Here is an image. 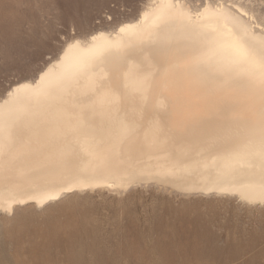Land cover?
<instances>
[{"label": "bare ground", "instance_id": "bare-ground-1", "mask_svg": "<svg viewBox=\"0 0 264 264\" xmlns=\"http://www.w3.org/2000/svg\"><path fill=\"white\" fill-rule=\"evenodd\" d=\"M261 2L147 0L136 17L65 38L57 53L63 56L79 40L71 58L91 61L92 70L66 98L62 112L25 100L11 106L21 119L12 151L0 158V221L85 193L123 195L147 185L180 195L230 196L245 205H264V164L237 162L228 155L242 142L250 119L247 82L211 70L167 77L162 72L165 53L195 52L205 33L222 23L211 9L234 5L233 15L246 24L240 14H258ZM160 16L165 17L162 22L156 20ZM121 28L126 31L121 33ZM19 80L35 87L38 77ZM0 106H5L2 95ZM195 108L211 112V123L194 129L187 117ZM68 123L75 134L67 148L60 146L65 155L45 161L46 141ZM77 179L92 186L78 187Z\"/></svg>", "mask_w": 264, "mask_h": 264}, {"label": "rangeland", "instance_id": "rangeland-1", "mask_svg": "<svg viewBox=\"0 0 264 264\" xmlns=\"http://www.w3.org/2000/svg\"><path fill=\"white\" fill-rule=\"evenodd\" d=\"M145 2L0 0V56L9 67L43 62L70 36L136 17ZM0 264H264V205L154 185L85 193L1 219Z\"/></svg>", "mask_w": 264, "mask_h": 264}, {"label": "snow or ice", "instance_id": "snow-or-ice-1", "mask_svg": "<svg viewBox=\"0 0 264 264\" xmlns=\"http://www.w3.org/2000/svg\"><path fill=\"white\" fill-rule=\"evenodd\" d=\"M234 7L227 5L211 9V15L222 23L205 33L195 52L165 53L166 67L162 72L167 77L170 74L184 75L189 71L211 70L243 78L248 85L246 100L250 119L242 142L233 145L228 155L237 162L251 164L258 160L264 164V0L259 6L258 14H240L247 21L246 24L233 15ZM248 7L255 12L254 5L249 4ZM164 19L163 16L156 18L161 22ZM154 27H158L156 21ZM125 31V28L120 29L121 33ZM256 33L259 34L258 37ZM79 47L80 41L74 40L63 51V56L54 54L55 60L53 56L45 54L43 62L38 58L26 59L18 67L7 66L0 56V94L5 99V106H0V158L12 151L21 119V113L11 106L25 100L43 103L46 110L62 112L66 98L71 97L78 90L81 81L88 77L92 62H75L71 58V53ZM18 73L34 74V78L38 77L36 86L21 83L16 78ZM149 76L150 74L146 75L144 80L148 81ZM212 116L209 111L195 108L190 110L187 120L194 129H199L211 123ZM126 131L131 132L132 129ZM74 134L75 129L71 123L58 127L57 132L46 141L45 150L48 155L44 157L45 161L60 159L65 155L60 146L67 148ZM74 183L81 188L92 186L78 179ZM62 191L71 189L64 188Z\"/></svg>", "mask_w": 264, "mask_h": 264}]
</instances>
